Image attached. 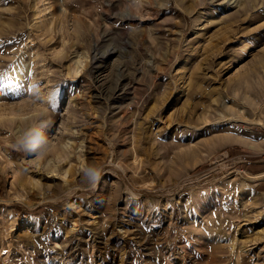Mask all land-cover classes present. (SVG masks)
I'll return each instance as SVG.
<instances>
[{
	"label": "rangeland",
	"instance_id": "1",
	"mask_svg": "<svg viewBox=\"0 0 264 264\" xmlns=\"http://www.w3.org/2000/svg\"><path fill=\"white\" fill-rule=\"evenodd\" d=\"M260 172L264 0H0V264H264Z\"/></svg>",
	"mask_w": 264,
	"mask_h": 264
},
{
	"label": "crops",
	"instance_id": "2",
	"mask_svg": "<svg viewBox=\"0 0 264 264\" xmlns=\"http://www.w3.org/2000/svg\"><path fill=\"white\" fill-rule=\"evenodd\" d=\"M263 160H256V161H254V160H248V163H252V162H254V163H261ZM261 165V164H260ZM248 173V172H247ZM264 172H260V174H263ZM251 174V173H250ZM255 174H257V175H259V173H255Z\"/></svg>",
	"mask_w": 264,
	"mask_h": 264
},
{
	"label": "bare ground",
	"instance_id": "3",
	"mask_svg": "<svg viewBox=\"0 0 264 264\" xmlns=\"http://www.w3.org/2000/svg\"><path fill=\"white\" fill-rule=\"evenodd\" d=\"M263 176H264L263 174H259V175H257V174L256 175H249L248 174V177H253V178H256L257 180L261 179Z\"/></svg>",
	"mask_w": 264,
	"mask_h": 264
}]
</instances>
